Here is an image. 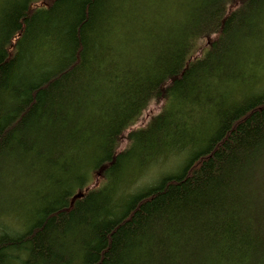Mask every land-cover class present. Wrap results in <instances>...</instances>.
Listing matches in <instances>:
<instances>
[{
  "label": "trees",
  "instance_id": "trees-1",
  "mask_svg": "<svg viewBox=\"0 0 264 264\" xmlns=\"http://www.w3.org/2000/svg\"><path fill=\"white\" fill-rule=\"evenodd\" d=\"M263 60L264 0H0V264H264Z\"/></svg>",
  "mask_w": 264,
  "mask_h": 264
},
{
  "label": "rangeland",
  "instance_id": "rangeland-1",
  "mask_svg": "<svg viewBox=\"0 0 264 264\" xmlns=\"http://www.w3.org/2000/svg\"><path fill=\"white\" fill-rule=\"evenodd\" d=\"M264 61V60H263ZM262 64V63H261ZM264 66V64H263ZM264 70H261L259 66H256V69L254 67L247 69L246 71V85L251 86L252 84L256 85L259 84L260 87L264 85ZM261 79V81H260ZM260 81V82H259ZM235 86V85H234ZM163 105V102L159 103H153L150 106V109L140 118V120L137 122V124L133 128H139L146 126L149 123L150 120V115L152 114H157L161 110V106ZM202 116H196L195 119L196 121H199ZM194 120V119H193ZM128 146V141L127 139H122L120 141V148L124 149ZM179 169V165H177V161H175L174 157L171 158H162L160 161H157V164H154L149 168V170H145L143 173L142 177L136 181L134 184V187H143L145 185H150L151 183L155 182V179L161 175V173L165 172H176ZM100 183V181L98 182Z\"/></svg>",
  "mask_w": 264,
  "mask_h": 264
}]
</instances>
